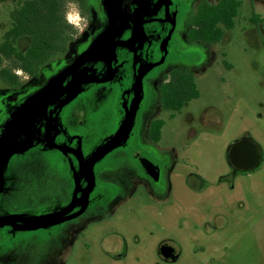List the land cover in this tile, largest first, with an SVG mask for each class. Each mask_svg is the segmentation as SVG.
I'll list each match as a JSON object with an SVG mask.
<instances>
[{"label":"rangeland","instance_id":"rangeland-1","mask_svg":"<svg viewBox=\"0 0 264 264\" xmlns=\"http://www.w3.org/2000/svg\"><path fill=\"white\" fill-rule=\"evenodd\" d=\"M240 2L234 26L220 42L191 45L182 32L177 55L168 61L193 73L198 97L169 117L152 93L136 148H117L101 160L108 168L98 177L120 189L115 206L123 209L116 218L89 222L81 216L53 230L26 231L0 264H264V0ZM6 12L0 5L1 27ZM65 17L81 35L83 21L73 4L67 3ZM18 76L28 81L23 72ZM152 118L163 120L156 142L143 139L141 131ZM242 136L251 137L263 157L255 170L233 176L226 150ZM134 153L160 165L157 190ZM26 171V189L9 200L13 208L33 210L50 195L67 201V181L50 184L40 169ZM189 174L191 186L185 182ZM133 206L139 210L126 211ZM162 235H170L180 251L177 260L157 257Z\"/></svg>","mask_w":264,"mask_h":264},{"label":"flooded vegetation","instance_id":"flooded-vegetation-1","mask_svg":"<svg viewBox=\"0 0 264 264\" xmlns=\"http://www.w3.org/2000/svg\"><path fill=\"white\" fill-rule=\"evenodd\" d=\"M26 1L0 0V5L7 7L4 24L0 26V43ZM204 1L214 4L218 0H196L194 4L192 0L70 2L83 21L84 31L78 37L76 31L73 33L66 51L48 58L36 75L21 69L14 70L17 78L13 81L0 75V257L14 252L26 231L53 230L81 216L92 219L89 222L116 218L123 209L115 206L120 189L98 177L108 168L107 163L100 162L117 148L128 145L136 148L141 117L152 93L157 95L160 110L168 112L169 117L179 112L162 107L160 88L168 81L172 69L189 70L168 64L177 55L182 32L183 40L191 45L214 44L189 37ZM26 44L25 37H18L15 47L25 51ZM13 64L9 57L0 55V68ZM21 72L28 77L24 84L18 76ZM125 119V132L114 147L96 157ZM159 121L161 128V118H152L142 127L143 139L155 141L151 130ZM131 157L138 166H141L138 160H142L147 170L145 180L153 189L156 182L158 188L163 181L160 165L146 157L137 158L135 153ZM91 164L92 177L83 170V166ZM36 169L44 174L46 183L62 178L70 184L67 201L50 195L46 201L36 202L33 210L13 208L9 200L26 189L24 180L29 173L26 170ZM190 175L185 176L189 186L193 185ZM137 210V206L126 208L130 214ZM46 217L50 219L27 228ZM111 234L120 236L114 229ZM164 245L172 247L179 256L170 235H162L155 248L160 260L158 251Z\"/></svg>","mask_w":264,"mask_h":264},{"label":"trees","instance_id":"trees-1","mask_svg":"<svg viewBox=\"0 0 264 264\" xmlns=\"http://www.w3.org/2000/svg\"><path fill=\"white\" fill-rule=\"evenodd\" d=\"M73 1L83 3V0H27L17 10L12 28L0 43V55L9 57L15 64L0 68L1 76L16 80V69L36 75L48 58L66 51L75 30L66 20L65 8ZM240 3V0H218L214 4L202 2L189 33L190 39L210 44L219 42L224 30L234 26ZM18 37L26 38L25 51L16 49ZM198 95L193 73L182 68L172 69L168 81L160 88L161 105L172 112L180 111L186 102ZM160 125V121L153 124L151 130L155 141L160 136Z\"/></svg>","mask_w":264,"mask_h":264},{"label":"water","instance_id":"water-1","mask_svg":"<svg viewBox=\"0 0 264 264\" xmlns=\"http://www.w3.org/2000/svg\"><path fill=\"white\" fill-rule=\"evenodd\" d=\"M126 124L127 121L125 119L108 143H106L103 148L99 149L96 157L109 152L114 147L115 142L120 139L125 132ZM262 157L263 153L261 147L249 136H242L234 140L228 145L226 150V160L231 167L233 175L255 170L260 166ZM83 170L92 177V164L87 168L83 166ZM48 219H50V217L42 218V220L38 219L39 221H35L32 225L27 226V228H34L40 221ZM158 253L161 255L162 260L171 259L174 261L178 257L176 250L172 247H166L165 245L160 247Z\"/></svg>","mask_w":264,"mask_h":264}]
</instances>
